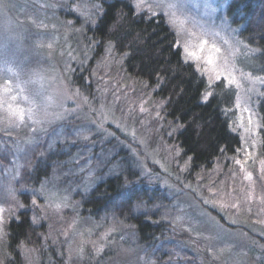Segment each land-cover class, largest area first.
I'll list each match as a JSON object with an SVG mask.
<instances>
[{"label": "rangeland", "instance_id": "obj_1", "mask_svg": "<svg viewBox=\"0 0 264 264\" xmlns=\"http://www.w3.org/2000/svg\"><path fill=\"white\" fill-rule=\"evenodd\" d=\"M131 1L137 13L164 19L184 61L185 44L196 50L206 40L220 49L214 54L215 71L203 59L187 62L205 80L202 102L219 83L218 96H232L229 126L239 139L234 160L228 158L226 166L214 167L206 177L194 174L199 183L204 180L201 187L185 178L187 165L172 158L180 153L172 150L174 130L161 122V101L154 90L122 77L112 66L117 61L110 46L104 65L94 69L104 90L94 99L81 92L80 86H90L83 71L95 45L84 39V28L81 32L73 24L91 20L92 0H0V237L7 212L2 200L13 194L11 184L17 186L16 195L25 193L24 174L60 149L68 156L54 162L51 174L30 193L35 219L47 223V240L57 253L66 254L63 263L86 264L103 250L100 260L90 264H143L137 263L138 254L152 257L139 244L131 247L128 231L103 230V223L88 219L63 225V213L75 210L77 193H87L109 177L134 174L165 190L169 203L161 205L162 221H172V229L195 240L198 250L207 253L205 264H264V161L257 110L264 99L263 60L239 39L221 0H173L180 7L171 11L185 21V31L170 23V10L163 6L167 0H144L141 8L138 0ZM208 54L207 47L200 53ZM145 203L152 212L155 206ZM37 256L29 251L23 259L37 264ZM45 258L51 257L46 253Z\"/></svg>", "mask_w": 264, "mask_h": 264}, {"label": "trees", "instance_id": "obj_2", "mask_svg": "<svg viewBox=\"0 0 264 264\" xmlns=\"http://www.w3.org/2000/svg\"><path fill=\"white\" fill-rule=\"evenodd\" d=\"M221 1L225 4L227 19L237 28L239 39L256 51L263 60L264 67V0ZM99 2L92 0L93 8L90 11L93 13L89 15L91 20L87 24H79L78 21L73 24L79 26L81 32L84 28V39L95 45V51L83 71L90 86L88 90L80 86L81 92L94 99L104 90L102 79L94 75V69L96 65L103 64L101 61L105 58L104 53L110 46V54L117 61L112 66L119 70L122 77L129 83L137 81L145 85L146 89L154 90V95L162 103L161 122H169L168 125L174 130L172 150H178L180 154L172 155L173 161H178L179 165H187V170L183 172L184 177L201 187L200 183H204V180L199 183L195 180L196 175L203 172L206 177L214 167L222 163L226 166L228 158L234 160V154L239 147L238 136L229 126L232 96L219 97V83L212 88V95L208 100L201 101L207 90L205 80L192 63L183 60L176 35L160 15L151 16L143 11L137 13L131 0ZM96 86L100 88L94 90ZM257 110L261 126L260 155L264 161V99L259 102ZM59 150L49 154L43 163L37 162L24 174L22 184L29 188L25 193L16 195L14 187L17 186L13 183V194L2 200L7 212L5 224L1 223L0 264H26L23 257L29 251L38 255L37 264H65L63 260L66 254L57 253V247L47 240L50 235L46 228L47 223L35 219L37 214L31 209L34 197L30 193L31 189H35L51 174L54 162L63 161L68 156L66 152L60 154ZM170 169H178L176 173L179 174L180 168L174 164L170 165ZM184 177L180 179L183 180ZM75 199V210L63 213V225L67 224L69 227L77 220L88 219L103 223V230L111 228L119 231V234L128 231L132 248L134 244H139L146 250V254L152 252L149 259H143L136 254L141 257L137 263L207 262L204 258L207 256L206 251H199L197 246L200 245L194 243L195 240L172 229V221H162L161 205L167 207L169 200L165 190L153 182L148 183L145 178H137L134 174L126 178L121 175L112 176L96 184L87 193H77ZM145 202H150L155 210L150 212ZM211 212L223 223L218 213L213 210ZM113 239L117 243V239ZM44 245L47 246V251H44ZM103 252L86 264L100 260ZM46 253L51 258H45ZM260 257H264V251L260 252Z\"/></svg>", "mask_w": 264, "mask_h": 264}, {"label": "snow or ice", "instance_id": "obj_3", "mask_svg": "<svg viewBox=\"0 0 264 264\" xmlns=\"http://www.w3.org/2000/svg\"><path fill=\"white\" fill-rule=\"evenodd\" d=\"M143 4H144V0H138L136 7L141 8L143 6ZM158 6H160V5H158ZM163 6L167 7L170 10L167 13L169 15V18H170V23H172L173 26H178L179 31H185L186 30L184 28L185 21H183V20L178 21V18L176 16L175 11H171L173 9H179L180 5L177 3H174L173 0H167V3H165ZM206 47L208 48L209 54L206 57H202L200 55V53H203L205 51ZM184 52H185L186 62L189 59L197 61V62H199L201 59H203L205 64L213 66L212 70L215 71V55L214 54L220 52V49L218 47H216L215 44L208 45V41L201 40L200 43L196 46V50H191L190 47L188 46V44H185L184 45ZM198 70H201V69L198 68ZM203 71H208V69L205 68V69H203ZM217 79H219V75H217ZM225 79L228 80L229 84L236 83L234 78L229 79L228 77H225ZM205 99H207V96H205ZM16 115H18L20 120H23V113L22 112L16 113ZM33 203H35V201Z\"/></svg>", "mask_w": 264, "mask_h": 264}]
</instances>
